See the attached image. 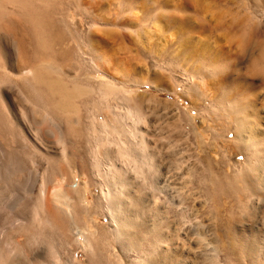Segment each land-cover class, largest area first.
I'll return each instance as SVG.
<instances>
[{"label":"rangeland","instance_id":"374dc122","mask_svg":"<svg viewBox=\"0 0 264 264\" xmlns=\"http://www.w3.org/2000/svg\"><path fill=\"white\" fill-rule=\"evenodd\" d=\"M257 1L0 0V264H211V243L205 244L213 239L219 246V264H237L238 244L232 251L225 249L226 231L252 221V227L263 231L264 207L262 202L247 203L246 191L237 187L242 180L237 188L228 187L227 193L216 192L213 180L220 175L223 181L232 177L236 157L226 138L212 137V132L228 127L215 110L223 92L230 90L254 100L264 118V59L260 56L264 8ZM40 41L46 46L41 47ZM92 62L129 95L111 92L107 101L87 93L75 99L78 114L57 113L55 119L48 113L46 92L34 83L31 73L23 71L50 65L57 70H44L50 76L58 73L69 85L89 81L96 87L98 82L90 80L95 69ZM212 66L219 72L207 71ZM114 94L119 98L117 108H112L124 119L114 122L115 126L138 128L136 140L141 142L143 134L147 152L155 157L152 175L170 181L168 194L159 193L144 186L141 176L127 173L131 191L124 196L129 223L123 241L125 247L136 246V250H124L110 241L103 216L98 238L88 243L81 233L70 238L56 221L44 220L47 217L36 199L42 182L52 186L63 182L73 198L77 195L72 189L82 183L88 189L85 203L94 206L99 178L91 159L95 144L87 139V129L92 120L110 118L112 112L105 107L113 105ZM136 111L142 116L137 120ZM56 124L67 139L66 146L58 141ZM125 136L121 135L123 141ZM111 152L115 155L114 145ZM209 164L219 175L210 176ZM28 186H33L32 192H26ZM179 214L186 216V224L191 222L195 230L207 234L198 246L204 243L202 247L208 249L194 251L198 238L193 232L189 239L182 237ZM15 215L24 222L15 223ZM155 216L163 218L162 234L169 241L152 257L144 249L156 233L149 235L145 230ZM177 225L180 233L173 236ZM176 259L179 263H174Z\"/></svg>","mask_w":264,"mask_h":264},{"label":"bare ground","instance_id":"6f19581e","mask_svg":"<svg viewBox=\"0 0 264 264\" xmlns=\"http://www.w3.org/2000/svg\"><path fill=\"white\" fill-rule=\"evenodd\" d=\"M263 4H264V0H260V3H258L257 6L259 5L262 8H264ZM37 25H36V27H37ZM262 34H263V32H262ZM263 41L260 42V44L262 45L260 47V56L264 59V44H262ZM40 44H41V47L46 46L44 44V42H42V41H40ZM92 63L94 64L93 65L94 67L93 66L92 67L95 69H94V72L92 73V75L90 76L91 77L90 80H92V81L94 80L95 82H98L99 85L96 84L97 85L96 87H93V84L91 85V83L89 81L87 83H85V81H83L82 84H79L80 82L79 83L73 82L71 85H69V83H67L62 78V76H60L58 73L55 74L57 70H55V68L53 66H50V65L48 66L49 67L48 69H43L42 68L43 66L42 67L36 66V67H32V68H29V69L23 70V71H25L26 73H31V75L34 79V83L37 86L41 87L46 92V94L49 98V101H50V104H49L50 106L48 107V113L51 112L52 113L51 117L54 118V117H56L54 114H57V113L64 115V116H67L68 113L71 114L73 112H74V114H76V113L78 114V109H77L76 103H75V99L78 96H81V95L86 96L87 93L88 94L92 93L90 95H93V93H94V95L95 94L97 95L96 99L99 98V99H106L107 100V96L109 93L113 92V93H116V95H118L117 93L118 92L120 93L123 90V87L120 88L117 85L110 83L107 80V75L105 74V72L100 70L101 68H98L97 67L98 65H96V63H94V62H92ZM208 68H207L208 69L207 71H209L212 74L219 72L217 67L212 66V68H210V67H208ZM44 70H49V71L52 70L53 72L55 71V73L51 74V76H50ZM100 71L104 74L103 77H98V73ZM52 75H55V76H52ZM217 76H218V74H217ZM229 86H231V85H229ZM230 91L231 92H223L222 98L220 100L221 104L219 103V101H217V103H218V105L216 106L217 110H215V113L218 114V111H219V113L224 117V120L227 123L228 127L224 126L220 130H217L218 132L213 130L212 137L213 136L214 137L215 136L225 137L226 139L224 141L227 143L226 146H229V148L231 147L234 149L236 158L233 161V164H234L233 171L234 172H232V174H231V175H233V173H234V175L232 177H229V178L224 177V178H226L225 181L222 180L223 178L221 177V175H220L221 179L219 176L215 177L216 179L212 178V179H215V180H213V182L215 181V183H216L215 185L217 186V187H215V185H214V189L217 188L216 192H218V193H221L222 191L224 193H227L229 191L228 187L229 188L230 187H235V188L238 187V189L242 188L246 191V193H244V195L245 194L247 195V199H245L246 201L248 200L247 203L249 201L255 202V203L262 202L263 207H264V118L259 115L260 109H258L256 107L257 105L255 104L254 100H251V98H246L243 93H240L239 95H235V93H237V90H234V91L230 90ZM121 93H123V92H121ZM123 94H125V93H123ZM90 95H89V97H90ZM116 95L114 94V100L112 102L113 105L107 104V106L105 107V108H108L112 112V115L109 116L110 118L105 117V119L102 118L101 121L94 118L95 120H98V121H96L98 123H96L93 120L91 121L90 120L91 117H89V115H87L89 117V120L91 121V123L89 122L90 129L89 128L87 129V130H89L87 132L88 133L87 139L90 141L92 140L94 143L92 141H91V143L95 144L94 145L95 150L92 149V150H94L93 151L94 153L91 150V152H92L91 156H93V158H91V157L90 158L93 159L92 160V163H93L92 167L96 170V175L99 178V181H98L99 194L96 197L95 204H92L94 206H89L88 204L85 203L86 199H87V194H86L87 191H85V190L87 188L83 187L82 183L79 184L77 187L72 189V191L74 193H76V194H73V193L72 194L74 196L77 195V197L75 196L76 198H73L70 194V190L67 187H65L66 185H64L63 182H61V183H62V185H64V187H62L60 182H59L60 184L59 183L57 184L58 186L56 185V183L55 184L52 183V184H54L52 186V185H46L47 183L45 184V182L44 183L42 182L39 185V189L36 193V199H37V203L40 207L39 209L44 211L45 212L44 214L47 217V219L44 218V220L56 221L59 225V228L63 229V232L65 234L66 233L69 234L70 238L74 239L73 233L74 234L81 233L84 236L87 243H88V240H90L91 238H98V236H100V234H101V232L99 230V228H100L99 218H100V216H103V217L107 218V221H108L107 222L108 227L106 229V232H107V235H108V238L110 239V241L112 243H119L123 247L124 250H125V248L126 249L128 248V250H129L131 247L133 250H136V248H135L136 246L134 248H133V246H131V247L126 246L125 247L124 241H123L124 240L123 235H124V231H125L124 229L126 227L125 225L129 223V220H127L128 218L126 219V217H125L126 216L125 213H127V212L125 210L126 204H124V202H125L124 196H125L126 191H129V190L131 191V187H130V180L131 179L130 180L128 179L127 173L131 172L133 174V177H134V175L139 176V177L141 176L144 180V186L151 187L153 191H158L159 193H161V192L167 193V191H165V190H167V188L169 187L170 181H169L168 177L162 178V177L158 176V177L154 178V175H152V173L154 172V168L157 167V165L155 164V162H156L155 157H154V155L147 152L148 142H146V137L143 134L140 135L141 136L140 137L141 142L136 140V137L138 136L139 129L138 128H131V127H129L130 124L126 125L123 123H121V126L119 127V129L115 126L114 122L117 123V121L119 122L121 119H123L122 118L123 115L121 113L114 112V109L117 108L116 104H117V100L119 98L118 96L120 94L115 98ZM127 95H129V94H127ZM92 99H94V98H92ZM121 102H123V101H121ZM93 103L95 104L94 101H93ZM94 104H92V106ZM112 106L114 107V109L112 108ZM127 112L128 111H126V113ZM132 112H133V110L131 111V113ZM97 113H98V111H97ZM134 113L135 114L133 117L135 120L140 119V117H142L139 112L136 111ZM127 114H128V116H130L129 112ZM132 115H131V117H132ZM54 119H52V120H54ZM72 119H74V118H72ZM74 121H75V119H74ZM123 121H124V119H123ZM55 130H56V133L58 135V141H61L62 144L66 146L67 139L62 132L61 126L56 124ZM85 133H84V135H85ZM121 135H126L125 141L122 140ZM142 143L144 145L143 147L141 146ZM113 145L116 148L115 155H112V152H111V147H113ZM65 146L63 147V152H64L63 154L65 156H67V154L65 153ZM96 150H97V152H96ZM96 153H98V155ZM240 155H242V157H244L243 160L242 159L239 160ZM207 166H208L207 169H209L210 174H211L210 176L214 177V175H219L216 172H214L213 169L210 168V164ZM131 173H130V175H131ZM162 174L165 175V173H163V172L161 173V175ZM221 174H222V172H221ZM164 175H162V176H164ZM236 180H238L237 184H235ZM240 180H242L241 182L243 183V185H242V183L240 185V182H239ZM213 182H211V183L213 184ZM238 184L240 186H237ZM55 185H56V187H55ZM132 186H133V184H132ZM218 188L220 189V191H218ZM214 189H211L212 192H215L216 189L215 190ZM27 190H26V192H28V193L32 192L33 186L32 187L28 186ZM244 190H242L241 192L243 193ZM230 192H229V194L231 196L232 192L231 193ZM210 193H211V191H210ZM218 193L216 195H218ZM238 193H239V191H238ZM213 195H215V194H213ZM235 195L236 194H234V197H236ZM240 195H241V193H240ZM130 196H131V194H130ZM230 196L228 195V197H230ZM156 197L159 198L160 196H156ZM231 197H233V196H231ZM245 198H246V196H245ZM9 199H10V197H9ZM9 203H10V201H9ZM13 204H14V202H13ZM250 205H252V204H250ZM255 205H257L259 208V204H255ZM246 206H248V205L246 204ZM263 210H264V208H263ZM79 211H81L80 214H82V215L78 216V218H80L81 216H82L81 219L83 218L82 220H80L81 222L77 221V219H76ZM157 215H158V213H157ZM23 219H24L23 217L15 215L13 221L15 223L21 224L24 222ZM180 219H181L180 223L182 225L181 224H178V225L182 226V228H181V230H182L181 232L183 234L182 237L189 239L188 235L193 232L195 234L194 237L198 238L195 241L196 242L195 244H197V245L195 246L196 249H194V251L195 250L200 251V249L204 243L203 244L201 243L202 245L199 244L201 246V247H199L198 242L202 239H203L202 241L205 242L204 239H207L206 238L207 234L204 233L203 230H202L203 232H201L199 229L195 230L196 226H195V224H192L191 222L186 224L188 222V220L184 214L180 215ZM149 220L151 223L149 225L147 224L148 228L145 231L148 232L149 235L156 233L155 234L156 239L154 238L155 240H153V238H152L153 241L151 240L150 244L144 250L146 251L145 253H147L148 256L153 257L154 254L158 255L159 251H162L161 245L165 246L164 242L166 243L167 241H169V239H167V235L165 236L164 234H162L163 233L162 232V230H163L162 229L163 218H162V220H160L159 217L157 216L156 219H154V218L150 219L149 218ZM254 220H255V218H254ZM176 221H177V219H176ZM240 221H242V220H239V222ZM173 224H174V222H173ZM252 224H253V221L247 222V223L241 222V224L238 223L239 226H236L234 228H232L233 227L232 226L230 230L226 231L227 245L226 246L223 245V246L225 247V249L227 251L228 250L232 251L235 249L234 248L235 245L238 244V246L236 248L238 251L237 252V254H238L237 258L239 257L238 261H236L237 264H241L245 259L248 261V264H264V230L263 231L259 230L260 228H256L255 226L252 227ZM177 226L173 228L174 233H171L173 236H178L180 233V231H179L180 227L178 226L179 228H177ZM74 229H76V232H74L75 231ZM193 229H194V231H193ZM168 230H169V228H168ZM170 232H172V231H170ZM155 235H153V236H155ZM147 238H149V236ZM208 240H209V238H208ZM208 240H206V241H208ZM189 241H191V240H189ZM216 241H217V239L215 240V242ZM162 242H163V244H161ZM208 244H210L209 249L207 247L203 248L204 247L203 246L202 250L207 248L210 251V252L207 251L208 256H209V261L212 262L213 264H219V260H220V259H218L220 256L219 255L220 251L218 249L219 246L217 247L216 244L214 245V239H213V242L209 241L205 245L207 246ZM197 246H198V248H197ZM220 249H222V247H220ZM204 252H206V250H204ZM201 255H205V254H201ZM173 256H175V255H173ZM205 256H207V254ZM175 258H178V257L175 256ZM171 260H174V257ZM217 260H218V263H217ZM170 262H172V261H170ZM174 263H179V260L177 261V259H176Z\"/></svg>","mask_w":264,"mask_h":264}]
</instances>
